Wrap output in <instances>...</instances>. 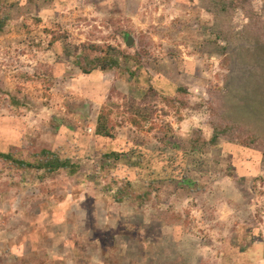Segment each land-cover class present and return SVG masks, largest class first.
Returning a JSON list of instances; mask_svg holds the SVG:
<instances>
[{
	"label": "rangeland",
	"instance_id": "obj_1",
	"mask_svg": "<svg viewBox=\"0 0 264 264\" xmlns=\"http://www.w3.org/2000/svg\"><path fill=\"white\" fill-rule=\"evenodd\" d=\"M0 16V151L76 165L0 160V264H264V42L240 10L230 27L201 0H5ZM85 42L110 46L119 67L83 74ZM102 106L112 139L94 134ZM216 106L242 138L194 143ZM123 182L150 200L116 201Z\"/></svg>",
	"mask_w": 264,
	"mask_h": 264
},
{
	"label": "trees",
	"instance_id": "obj_2",
	"mask_svg": "<svg viewBox=\"0 0 264 264\" xmlns=\"http://www.w3.org/2000/svg\"><path fill=\"white\" fill-rule=\"evenodd\" d=\"M252 0H201L202 8L204 11L210 13L215 21L221 26L230 27L229 21L234 17L236 10H240L248 21L242 26L243 31L248 37L254 39L256 43L264 42L261 36L264 37V18H261L260 14L254 18V12L250 8ZM262 10L264 12V0H261ZM5 5V0H0V11ZM5 26V20L0 16V32ZM226 32L224 28H218V35ZM124 37L127 33L123 32ZM56 40L57 37L52 38ZM79 56L75 58V65L79 67L83 74H91L93 71H106L112 68H118L119 62L116 58L111 57L110 46H100L96 43L85 42L79 47ZM26 81L33 78L25 76ZM50 80H48L49 82ZM133 104V103H130ZM214 115L210 120V126L212 134L208 140H204L200 135L196 134L193 138V142L208 141L211 145H215L218 138L222 137L228 141H235L237 138H242V127L236 120H231L226 116V110L223 107L216 106ZM224 109V110H223ZM128 115V119L131 124L138 130H142L146 118L142 116V112L137 110H122ZM112 108L109 106H102L97 114V119L94 127V134L103 138L114 137L112 119ZM123 117V116H121ZM150 129V126L148 127ZM167 138L166 131H160V135L157 139L163 142ZM246 138V137H245ZM242 139V143L246 142V139ZM28 159L22 157L19 154V150L11 148L7 152L0 151V160H5L9 163V168L15 171H25L29 169L42 170L43 173L52 174L59 169H67L69 174H72L76 170V165L70 162L69 159L62 158L55 152L47 148L39 149H27ZM27 157V156H26ZM30 157V158H29ZM33 157V159H31ZM117 158V157H115ZM108 171H106L107 173ZM127 195L136 197L138 200L147 202L150 200V190L143 192H136L131 189L129 182H123L121 186L117 188L114 194L116 201H121L122 198Z\"/></svg>",
	"mask_w": 264,
	"mask_h": 264
},
{
	"label": "water",
	"instance_id": "obj_3",
	"mask_svg": "<svg viewBox=\"0 0 264 264\" xmlns=\"http://www.w3.org/2000/svg\"><path fill=\"white\" fill-rule=\"evenodd\" d=\"M133 43V37L131 35L126 36L125 45L130 46Z\"/></svg>",
	"mask_w": 264,
	"mask_h": 264
}]
</instances>
